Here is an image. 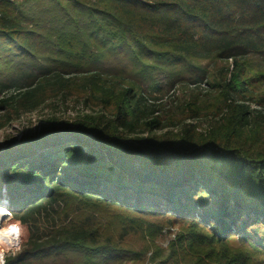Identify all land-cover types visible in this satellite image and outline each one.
Returning <instances> with one entry per match:
<instances>
[{"label": "trees", "instance_id": "1", "mask_svg": "<svg viewBox=\"0 0 264 264\" xmlns=\"http://www.w3.org/2000/svg\"><path fill=\"white\" fill-rule=\"evenodd\" d=\"M0 63V128L59 99L98 109L0 146V199L7 187L22 226L0 231L4 250L22 236L4 264L148 252L154 264H250L264 252V0H0ZM180 83L193 92L178 97ZM68 197L82 215L60 216ZM103 204L184 233L135 248L136 218L106 231L83 216Z\"/></svg>", "mask_w": 264, "mask_h": 264}, {"label": "rangeland", "instance_id": "2", "mask_svg": "<svg viewBox=\"0 0 264 264\" xmlns=\"http://www.w3.org/2000/svg\"><path fill=\"white\" fill-rule=\"evenodd\" d=\"M10 1V0H9ZM13 2V1H11ZM18 2V1H17ZM12 68V66H10ZM9 67L7 65H4L3 63H0V72H6L9 71ZM255 93L257 95V98L261 99L262 105H264V77L260 76L255 80ZM193 84H184L180 83L177 84L176 88V95L178 97H184L188 95L190 92H193V88L191 87ZM205 87H207L206 84L201 85V89L205 90ZM200 90V89H199ZM197 92V90H196ZM170 94H173V91L171 90L169 92ZM168 95H165L164 99L169 98ZM168 96V97H167ZM53 105L46 104L43 107L39 108L38 110L32 111V112H26L22 114L19 118L14 119L10 124L7 126L0 128V146H4L5 142L16 138L20 139L22 135L25 133V131H31L36 130L44 121H52V119H62L66 120L69 119L71 121H74L76 118H79L83 114L87 113L88 111H97L98 109L95 107H90L85 105L81 100H76L74 97L67 99V100H56L53 102ZM202 127H207L209 125L208 119H203L201 122ZM202 129V128H199ZM162 131H158V133H161ZM163 140H169V138L166 135H162ZM2 198L0 199V202L3 204L9 205V195L7 192V187H3L2 190ZM68 201L61 203L60 209V216L65 217L66 215L70 214V216H77V214L83 213V211L77 207L78 202L74 197H68ZM9 210V207H8ZM7 214V215H6ZM82 215V214H81ZM89 215L94 222L102 223L105 227L106 231H119L120 228L124 226H130V222L133 218L138 220V231H130L127 234L126 240L127 244L132 245L133 247H139L141 245L146 244V246H156L167 248L172 241H176L178 244L177 237L180 234H183V224H176L172 225L170 221H166L162 218H157L151 215H139L132 212H126L121 209L115 208L113 206H107V205H100L96 208H91L87 211V214H84L83 216ZM9 210L8 213H5L3 211H0V231L4 229H8L10 223H15L20 225L21 224L16 221ZM40 229L43 230L51 225L48 220H44L40 222ZM20 233H22V229L20 230ZM22 236L20 235V238L18 242L15 245H12L11 247H2L3 254L2 258L5 263L6 257L12 253L15 254L17 248L19 247L21 243ZM187 244V242H186ZM188 245V244H187ZM211 248H214L218 252H220L221 249H219L220 245L215 246L214 244L210 246ZM224 247V246H223ZM236 247V245H235ZM225 248V247H224ZM205 249H208V247H205ZM219 249V250H218ZM191 251V250H187ZM206 251V250H205ZM251 257L250 264H264V252L258 251L254 252ZM47 254V253H46ZM44 257L37 258L36 260L33 259L34 264H52L53 257H51L50 254H47ZM152 252H148L147 254L143 255L142 260H131L129 259L128 262L124 264H154L152 261H150V256ZM193 256V253H192ZM215 257V255H214ZM206 259V257H204ZM194 260V259H192ZM183 261L186 264L194 263V261ZM55 264H67V260L60 259L57 260ZM212 264H217V262Z\"/></svg>", "mask_w": 264, "mask_h": 264}, {"label": "bare ground", "instance_id": "3", "mask_svg": "<svg viewBox=\"0 0 264 264\" xmlns=\"http://www.w3.org/2000/svg\"><path fill=\"white\" fill-rule=\"evenodd\" d=\"M5 205V204H4ZM6 206V205H5ZM7 207V206H6ZM7 209H8V207H7ZM7 211H9V210H7ZM8 213V212H7ZM7 215V214H6ZM2 254H3V249H2V247L0 246V257L2 256Z\"/></svg>", "mask_w": 264, "mask_h": 264}, {"label": "clouds", "instance_id": "4", "mask_svg": "<svg viewBox=\"0 0 264 264\" xmlns=\"http://www.w3.org/2000/svg\"><path fill=\"white\" fill-rule=\"evenodd\" d=\"M0 264H4L3 258L0 257Z\"/></svg>", "mask_w": 264, "mask_h": 264}, {"label": "built area", "instance_id": "5", "mask_svg": "<svg viewBox=\"0 0 264 264\" xmlns=\"http://www.w3.org/2000/svg\"><path fill=\"white\" fill-rule=\"evenodd\" d=\"M10 1L17 2V1H21V0H10Z\"/></svg>", "mask_w": 264, "mask_h": 264}, {"label": "snow or ice", "instance_id": "6", "mask_svg": "<svg viewBox=\"0 0 264 264\" xmlns=\"http://www.w3.org/2000/svg\"><path fill=\"white\" fill-rule=\"evenodd\" d=\"M15 231V229H13Z\"/></svg>", "mask_w": 264, "mask_h": 264}]
</instances>
